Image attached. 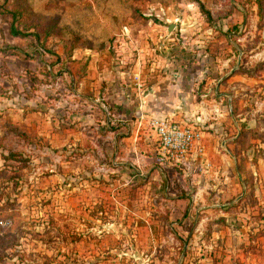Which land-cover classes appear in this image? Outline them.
<instances>
[{
    "label": "rangeland",
    "instance_id": "rangeland-1",
    "mask_svg": "<svg viewBox=\"0 0 264 264\" xmlns=\"http://www.w3.org/2000/svg\"><path fill=\"white\" fill-rule=\"evenodd\" d=\"M58 1L0 0V264H264V148L237 149V185H226L218 198L204 182L221 179V170L209 161L206 171V162L197 155L202 164L197 185L203 197L194 204L198 217L168 221V230L171 222L182 227L177 228L181 236L173 232L168 248L136 247L125 227L139 220L135 189L151 183L145 173L150 154L140 150L134 129L153 131L150 121L155 118L137 124L131 112L124 121L119 103L104 90L92 103L77 95L70 52L82 38L76 30L75 5L65 4L76 0ZM130 4L124 13L127 39L112 36L107 41L109 58L102 60L108 67L134 68L140 58L154 68H214L237 54L230 36L245 52L239 56L242 61L252 58L238 71L264 79V52L262 57H249L248 52L264 48V0ZM169 23L174 24L171 31ZM13 29L21 33L14 35ZM53 38L62 42L51 44ZM123 45L128 50L125 59ZM203 49L206 60L201 62ZM216 56L220 61L215 63ZM263 91L247 89L246 98ZM254 133L253 138L264 141V131L259 132L262 136ZM155 143L153 162L169 160L161 155L156 136ZM138 170L141 175H136ZM145 202V223L153 218L165 222V210L157 216L154 201L149 197ZM192 225L196 228L190 231ZM90 234L100 248L88 262L84 243ZM105 236L119 246L111 248L110 241L102 240ZM74 238L78 248L70 247ZM105 258L108 263H101Z\"/></svg>",
    "mask_w": 264,
    "mask_h": 264
},
{
    "label": "crops",
    "instance_id": "crops-1",
    "mask_svg": "<svg viewBox=\"0 0 264 264\" xmlns=\"http://www.w3.org/2000/svg\"><path fill=\"white\" fill-rule=\"evenodd\" d=\"M131 1L136 2V0H76L71 4L65 2L69 7L75 5L73 13L79 22L76 30L82 38V41L73 45L70 52V59L74 60L70 67L72 68L70 76L74 80L77 95H85L86 102L92 103L96 101L94 97L99 96L97 93H102L104 90L107 97L119 103V114L124 117V121L127 115L135 112L137 124L145 119L156 118L172 119L192 126L198 125L206 159L221 170L220 174L223 175L214 182L210 180L204 182L210 190L217 192L216 198H218V193L223 191L226 185H237L234 181V174L239 175L237 149L249 152L264 148V141L261 142L260 138L251 136L254 131L257 132L254 133L255 136L263 135L259 132L264 131V91L259 97L257 94L253 98H246L247 89L264 88V79L260 78L263 75L256 79L250 77L248 72L238 71L244 67V64L248 65L252 58L242 61L239 56L245 55V52L238 50L229 35L230 43L236 47L237 54L232 53L225 61L221 60L224 61L222 64H214V68H207L206 64L201 68H154V64L144 66L140 58L135 60L134 68L108 67V63L102 60L109 58L107 41L112 36L127 39L128 28L125 27L124 13L127 9H131ZM58 2L62 3L63 0ZM56 8L58 9L57 4ZM258 33H261L260 29ZM245 36L250 37L248 34ZM245 36L237 37L236 41L244 40ZM51 41H54L51 44L62 42L56 38L50 39ZM83 41L86 43H82ZM98 46H101V50ZM56 47L58 48L57 45ZM60 49L61 47L58 50ZM121 50L124 51L122 58L125 59L128 55L126 46L123 45ZM56 52L61 54L60 51ZM248 52L249 57L255 55L262 57L264 48L258 49V46H255ZM202 53L203 56L198 58L199 61L204 62L206 60L204 49ZM213 61L216 63L220 60L216 56ZM261 61L264 62V59ZM225 64L228 68H223ZM81 91L85 94L80 93ZM132 109L133 111H130ZM214 109H217L216 113ZM135 130L138 132L136 134L139 138L140 150L148 151L150 154L145 160L149 163L145 173L149 174L148 181L151 184L145 186L140 183L135 189L133 199L138 204L135 214L139 220L134 221L135 224L131 226L128 224L125 229L129 230L136 247L140 249H148L153 245L168 248L173 243L171 236L173 232L181 236L178 229L182 228L171 222L172 225H169L168 230V221L184 215L185 218L193 214L195 218L198 217V208L195 209L194 204L196 205L203 198L200 192L202 189L197 185L200 182L197 168L202 166L201 159L191 152L181 160L169 159L164 163L156 164L152 156L155 149H158L155 133L152 130L144 133V129L138 126ZM141 173V170H138L136 175ZM262 173L264 178V170ZM196 189L198 191L193 194ZM149 197L154 201L153 210L157 216L163 211L162 209L165 210V222L158 223L160 221L153 218L151 224L145 223L148 216L145 201ZM195 228L192 225L190 231ZM199 229L197 227L196 230ZM106 237L102 240L110 241L111 248L119 246L114 245L113 238ZM74 241L73 245L70 242V247L78 248L77 239L74 238ZM79 241L82 242V239ZM84 244L87 249L86 261H93L97 257L95 255L99 253L96 250L100 248L93 234L85 236ZM106 259L101 263H108ZM89 264L94 263L89 262Z\"/></svg>",
    "mask_w": 264,
    "mask_h": 264
},
{
    "label": "built area",
    "instance_id": "built-area-1",
    "mask_svg": "<svg viewBox=\"0 0 264 264\" xmlns=\"http://www.w3.org/2000/svg\"><path fill=\"white\" fill-rule=\"evenodd\" d=\"M217 109H214L216 113ZM150 125L156 135L159 151L165 158L181 160L188 153L202 156L207 170L210 163L206 159L204 146L201 143V134L192 125L182 124L172 119H153ZM162 159V157L160 158Z\"/></svg>",
    "mask_w": 264,
    "mask_h": 264
},
{
    "label": "trees",
    "instance_id": "trees-1",
    "mask_svg": "<svg viewBox=\"0 0 264 264\" xmlns=\"http://www.w3.org/2000/svg\"><path fill=\"white\" fill-rule=\"evenodd\" d=\"M14 17H15V15L14 14H12V18L14 19ZM12 32L11 33H13L14 35H19L21 32H19L18 30H15V29H13V30H11Z\"/></svg>",
    "mask_w": 264,
    "mask_h": 264
},
{
    "label": "water",
    "instance_id": "water-1",
    "mask_svg": "<svg viewBox=\"0 0 264 264\" xmlns=\"http://www.w3.org/2000/svg\"><path fill=\"white\" fill-rule=\"evenodd\" d=\"M173 27H174V24L173 23L167 24V30L168 31H171Z\"/></svg>",
    "mask_w": 264,
    "mask_h": 264
}]
</instances>
